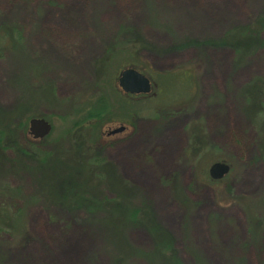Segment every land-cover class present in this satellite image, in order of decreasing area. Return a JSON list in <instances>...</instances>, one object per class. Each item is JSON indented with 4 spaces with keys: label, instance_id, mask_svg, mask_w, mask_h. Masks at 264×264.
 Here are the masks:
<instances>
[{
    "label": "rangeland",
    "instance_id": "obj_1",
    "mask_svg": "<svg viewBox=\"0 0 264 264\" xmlns=\"http://www.w3.org/2000/svg\"><path fill=\"white\" fill-rule=\"evenodd\" d=\"M263 8L264 0H0V144L7 164H24L0 173V264H264V112L253 124L240 95L264 82V48L236 65L234 47L184 44L221 38ZM2 23L20 26L18 43ZM127 66L153 81L149 94L117 87ZM95 110L97 121L88 118ZM32 117L51 124L42 139L28 134ZM36 157L56 158V173L57 162L80 167L75 178L100 186L104 207L121 218L88 223L78 207L58 204L61 195L47 198ZM217 161L230 170L214 180ZM93 167L130 193L105 190ZM82 187L80 197L94 194Z\"/></svg>",
    "mask_w": 264,
    "mask_h": 264
},
{
    "label": "trees",
    "instance_id": "obj_2",
    "mask_svg": "<svg viewBox=\"0 0 264 264\" xmlns=\"http://www.w3.org/2000/svg\"><path fill=\"white\" fill-rule=\"evenodd\" d=\"M4 26V23H2ZM5 30L7 31L5 35L7 36L8 40L11 39L12 41L19 42L21 39V28L18 24L14 23V25H6L4 26ZM125 27V26H123ZM123 29V28H122ZM263 33L264 36V8L259 11L256 15H254L250 20H248L247 23L238 25L237 28H235V31L229 32L225 35H223L221 38L212 39V40H204V41H196V40H188L185 44V46H204V45H222V46H228V47H234L235 50L238 51V58L236 61V65L243 64L245 61V58L251 57L254 53H256L258 50L264 48V37L261 35ZM6 50V49H5ZM3 52V51H2ZM1 56V55H0ZM137 70L143 72V70L138 66H135ZM147 75V74H145ZM241 97L243 98V108L244 113L246 114L247 118L252 121L255 120V115L261 114L260 112H264V82L260 78H255V80H252L251 83H247L245 86L242 87ZM100 110L93 111L88 118L89 119H97L99 116ZM104 114V113H102ZM96 120V121H97ZM254 124V122L252 121ZM260 132L262 133V129L264 128H258ZM10 138V139H9ZM9 139V148L12 147V144L15 142L14 137L11 135L8 137ZM42 141V140H41ZM263 140L258 144L260 145L261 153L260 155L264 159V141ZM258 145V146H259ZM5 147L6 145L2 146L0 144V173H4L7 169L9 171L18 168L23 167V165L15 166L16 163H8L5 157ZM28 156H31L30 154ZM34 157V156H32ZM36 160H39L37 169H35L34 176L36 179L37 184L41 188L42 194L46 191L48 193L47 198L54 195H61V199H57L58 204L60 206H65L67 209H72L75 206L78 207L77 210L82 211L85 214V219L88 222H94L96 220L102 219L100 218L99 214H104L107 219H110L112 214L115 216L114 213H116V219L117 221L119 218H121L120 211L114 212L113 209L104 207L107 206L108 203H110L109 198L105 196V191L101 190L100 186H95L90 184L89 180L80 179L78 177L75 178L74 174L77 176V170L82 171L80 167L71 168L67 165H65L63 162H57L58 168L56 173V170L52 167H50V163L52 161H56V158H52L51 160L47 161L44 157H36ZM94 162H96L94 160ZM36 163V164H37ZM49 167V168H48ZM61 170V171H60ZM60 171V172H59ZM48 172L53 175L54 177L50 179V181H43L44 176L48 174ZM74 172V173H73ZM102 172L100 169L94 168L91 175L94 174L95 176H98L96 179L97 182L100 185H103V188L105 190H114L115 195H120L118 193H121L123 195L127 192L130 193V189L127 188L126 185H124L119 177H116L115 174L111 176V178L104 179V183L100 180V175ZM84 184H86L89 191H93L92 187L95 189L94 194L88 195V197H80L82 195V189L84 190L85 187ZM123 191V192H122ZM65 193H73V196L65 195ZM54 194V195H53ZM114 195V196H115ZM64 196V197H62ZM44 197V196H43ZM58 198V196H56ZM116 198L114 197L111 202V204H117L114 205L115 207L119 206L122 201L118 198L119 202L116 201ZM122 198V197H121ZM110 204V205H111ZM69 209V210H70ZM113 212V213H112ZM99 216V218L97 217ZM117 221H110V224ZM88 222V223H89ZM104 224L108 225V222H103ZM109 227V226H108ZM110 231V229H109Z\"/></svg>",
    "mask_w": 264,
    "mask_h": 264
},
{
    "label": "water",
    "instance_id": "obj_3",
    "mask_svg": "<svg viewBox=\"0 0 264 264\" xmlns=\"http://www.w3.org/2000/svg\"><path fill=\"white\" fill-rule=\"evenodd\" d=\"M117 87L123 93L146 95L151 92L153 84L146 75L132 66H127L119 73ZM124 128V126L117 127L111 133L121 132ZM50 129L51 124L45 118L32 117L28 120V134L34 139H42L50 132ZM229 170V164L217 161L211 164L208 172L212 179L217 180L223 178Z\"/></svg>",
    "mask_w": 264,
    "mask_h": 264
},
{
    "label": "flooded vegetation",
    "instance_id": "obj_4",
    "mask_svg": "<svg viewBox=\"0 0 264 264\" xmlns=\"http://www.w3.org/2000/svg\"><path fill=\"white\" fill-rule=\"evenodd\" d=\"M132 67H133V66H132ZM133 68H135V67H133ZM135 69H136V68H135ZM149 79H150V78H149ZM150 80H151V79H150ZM151 82H152V84H153V81H152V80H151ZM125 95L133 96L134 98H135V97H142V96H143V95H141V94H137V95H135V94H129V93H125ZM112 130H114V129H112ZM112 130H109V131H108V134H110V135H111V134H115V133H111Z\"/></svg>",
    "mask_w": 264,
    "mask_h": 264
}]
</instances>
